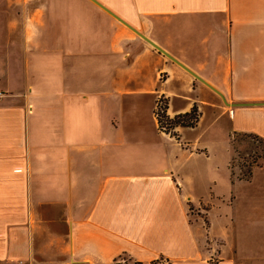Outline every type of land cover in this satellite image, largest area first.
I'll use <instances>...</instances> for the list:
<instances>
[{
	"label": "crops",
	"instance_id": "obj_1",
	"mask_svg": "<svg viewBox=\"0 0 264 264\" xmlns=\"http://www.w3.org/2000/svg\"><path fill=\"white\" fill-rule=\"evenodd\" d=\"M14 1L29 4L25 31L35 35L69 33L63 20L78 22L77 6L96 14L111 54L127 42V60L135 50L134 63L151 68H129L127 81L167 98L169 116L202 113L216 96L230 133L264 141V0H96L234 107L91 0ZM31 45L63 60L84 50ZM52 87L0 89V264H264V166L234 177L228 144L218 156L216 140L173 136L156 115L150 131L140 109L116 106L113 86ZM170 97L187 104L172 109Z\"/></svg>",
	"mask_w": 264,
	"mask_h": 264
},
{
	"label": "rangeland",
	"instance_id": "obj_2",
	"mask_svg": "<svg viewBox=\"0 0 264 264\" xmlns=\"http://www.w3.org/2000/svg\"><path fill=\"white\" fill-rule=\"evenodd\" d=\"M28 5L14 0H0V63L3 62L2 68L4 69V81L3 85L0 83V89L10 82L12 83V89L24 90L26 80L27 84L33 86L36 91L39 89H50L54 86L52 89L71 90L76 88L78 91L87 93L101 89L106 90L108 86L109 88L113 86L112 90L117 95L116 106L122 105L127 107V110L135 107L140 109L141 114L137 120L144 121L146 127L152 131L153 123L156 121L155 115L158 111L157 103L161 99L160 108L165 107L168 104V99L147 93L142 81H127V70L131 67L130 73L133 75L137 74L140 69L143 70L142 75L151 72L150 67L142 68L140 62L136 63L138 65L134 63L133 60L137 51L130 50L133 53V57L127 60V42H123L125 43L123 51L116 53V55L111 54V50L109 51L110 46L108 45V39L111 35L105 31H95L103 24L101 19H97L98 16L96 14L90 13L86 9L82 13V9L78 6L75 7L78 22L63 21L68 26V29L71 30V27L77 28L76 30L80 33L71 30L73 33L70 34V30H68L69 33L66 34H29L25 31ZM48 21L50 24H54L57 19L51 16ZM91 24H94L96 28L88 26ZM166 36L168 37V35ZM61 41L82 43L84 50H80V52L83 55L76 58H67L65 56L66 59L63 60V52L54 49V46L49 51L42 46L33 48L31 45L32 42L42 44L51 42L56 45ZM94 43H98V45ZM68 52L75 54V49L72 48ZM9 60H11V65ZM152 83L156 85L155 80ZM125 90L133 93L127 95L119 94V92ZM186 94L192 97L189 93ZM211 99L210 102L215 106L211 108L203 106L202 113L198 108V122H195L194 130L191 127L182 126L169 128V126L173 125L168 120L175 118L177 115L169 116L171 119L168 118L167 120V118H161L159 113V118L165 125L164 131L177 137L176 129L182 130L184 128L185 130L182 131H187L186 135L190 138L207 140L210 137L212 140H216L214 142L217 143V146L213 147V151L218 156L224 155L223 148H225V144H228L231 154L229 168L234 177L243 176L253 162H255L252 164L253 166L255 164L259 165L258 167L264 166V144L241 134L230 133L229 114L223 113L222 101L216 96ZM196 100L198 102L203 101L200 98ZM169 101L172 103V109L182 108L187 104L186 101L172 97H170ZM180 121L187 123L193 121V117H183ZM166 123H169V125ZM183 124L185 123L181 125ZM179 136V138H182L183 134L181 133ZM253 168L257 167L254 166ZM192 210L194 219L199 212ZM117 264H127V260L124 262L121 260Z\"/></svg>",
	"mask_w": 264,
	"mask_h": 264
},
{
	"label": "trees",
	"instance_id": "obj_3",
	"mask_svg": "<svg viewBox=\"0 0 264 264\" xmlns=\"http://www.w3.org/2000/svg\"><path fill=\"white\" fill-rule=\"evenodd\" d=\"M160 101L161 99L159 100V102L157 103V113H156V117H157V120H158V123H159V126H160V129L164 130V124L162 123V120L159 118V113H160V116L161 118H168L171 119L169 117V115L167 114V110H168V104L167 106L165 107H162L160 108ZM159 109H160V112H159ZM187 118V117H193V121H190V122H181L180 119L181 118ZM198 108L196 106H194L190 112H187L183 115H177L175 118H172L171 120H168L171 122V125L173 126H169L172 127V128H175V127H178V126H182V127H191V128H194L195 127V122L197 121L198 122ZM182 123H185L183 125H181ZM169 125V123H166ZM245 137H250V138H253V139H256L258 140L259 142H262L264 144V141L259 138L258 136H255V135H243ZM255 162L251 163V165L249 166V168L247 169V171L244 173V177L248 178L251 176L252 174V168L255 166V167H258L259 165L255 164L254 166L252 164H254ZM191 213L193 214V210L191 209Z\"/></svg>",
	"mask_w": 264,
	"mask_h": 264
},
{
	"label": "water",
	"instance_id": "obj_4",
	"mask_svg": "<svg viewBox=\"0 0 264 264\" xmlns=\"http://www.w3.org/2000/svg\"><path fill=\"white\" fill-rule=\"evenodd\" d=\"M93 1L95 4H97L99 7H101L103 10H105L107 13H109L111 16H113L115 19H117L119 22H121L122 24H124L126 27H128L130 30H132L134 33H136L139 37H141L143 40H145L146 42H148L150 45H152L154 48H156L158 51H160L161 53H163L165 56H167L169 59H171L172 61H174L175 63H177L179 66H181L183 69H185L186 71H188L191 75H193L196 79L200 80L201 82H203L204 84H206L208 87H210L215 93H217L222 100L225 102L226 105L229 106H236L238 104H229L226 101V98L223 96V94L218 91L216 88H214L213 86H211L209 83H207L205 80H203L199 75H197L196 73H194L193 71H191L188 67H186L185 65L181 64L179 61H177L174 57H172L170 54H168L166 51H164L161 47H159L157 44H155L153 41H151L149 38H147L145 35H143L142 33H140L139 31H137L135 28H133L131 25H129L125 20H123L122 18H120L119 16H117L115 13H113L111 10H109L107 7H105L104 5H102L100 2L96 1V0H91Z\"/></svg>",
	"mask_w": 264,
	"mask_h": 264
},
{
	"label": "built area",
	"instance_id": "obj_5",
	"mask_svg": "<svg viewBox=\"0 0 264 264\" xmlns=\"http://www.w3.org/2000/svg\"><path fill=\"white\" fill-rule=\"evenodd\" d=\"M2 98V94H0V99Z\"/></svg>",
	"mask_w": 264,
	"mask_h": 264
}]
</instances>
